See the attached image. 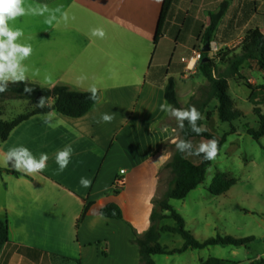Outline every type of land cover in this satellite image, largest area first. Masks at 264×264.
Returning a JSON list of instances; mask_svg holds the SVG:
<instances>
[{"label": "crops", "instance_id": "crops-1", "mask_svg": "<svg viewBox=\"0 0 264 264\" xmlns=\"http://www.w3.org/2000/svg\"><path fill=\"white\" fill-rule=\"evenodd\" d=\"M224 1L228 11L211 37L218 51L240 44L251 27L264 33V18H258L264 17V0H174L157 43L164 0H27L75 16L52 26L38 15L9 22L23 30L19 42L33 48L24 62L30 69L28 83L81 93L95 85L100 97L81 118L53 112L55 126H50L45 115L35 116L0 142V168L10 171L0 173V219H7L10 231L0 264H141L132 240L151 226L163 170L172 157L162 146L179 139L177 121L159 106L171 78L183 108L195 95L202 82L193 86L190 78L198 75L197 68L189 71L182 59L205 47L211 16ZM94 27H103L106 37H90ZM81 75L87 76L82 83L77 80ZM102 113L113 114V121L97 123ZM68 145L71 159L60 172L55 156ZM18 146L37 158L46 153L45 170L27 175L11 163L6 166L3 154ZM82 177L90 187L80 184ZM118 179L124 184L116 195ZM110 203L121 208L122 220L91 214L90 209L100 213Z\"/></svg>", "mask_w": 264, "mask_h": 264}, {"label": "trees", "instance_id": "trees-1", "mask_svg": "<svg viewBox=\"0 0 264 264\" xmlns=\"http://www.w3.org/2000/svg\"><path fill=\"white\" fill-rule=\"evenodd\" d=\"M174 0H164L162 11L160 14L155 43L163 35L167 17L169 15L172 3ZM229 8V2L224 1L221 4L217 14L211 16L212 24L208 29L206 42H211L212 35L216 32L219 22L225 16ZM207 60V61H204ZM224 65L225 68H221ZM256 70L263 75L264 80V33L259 27H251L244 34L241 43L233 49H222L217 56H211V52H202V61L197 67L198 73L207 81L208 85L199 89L200 96H193L188 105L184 108L195 106L201 113L202 119L198 121L201 126L214 124L212 112L209 111V106L213 100L217 101L216 108L219 120L222 123H227L231 126V131L228 134L218 137L211 131L207 130L200 135L192 132L185 122L184 130L180 129L181 139L194 140L215 138L219 141V154L223 145L227 142L230 135L236 134V128L233 124L244 117L243 113L238 109L236 103L230 96L231 80L242 83L251 91L249 102L253 104V113L257 117V128H252L250 125H244L246 133L256 142H259L264 137V112L258 107L257 100L259 94L257 88L248 83L245 70ZM28 86L33 89L29 94L24 91L25 83L10 84L9 90L5 93H0V111L1 103L5 99H21L27 100L33 107V110L18 116L12 121H4L0 119V142H5L12 131L22 123L28 121L32 117L45 115L46 113L57 112L64 117L77 119L86 115L98 101L89 99L90 92H74L67 86L57 85L53 88L40 87L35 84L28 83ZM49 98L53 101V108H37L40 97ZM98 97H100L98 93ZM165 100L175 108L184 109L179 102V97L176 89L175 79H169L164 92ZM99 100V99H98ZM174 147H176L174 145ZM217 157V158H218ZM213 161H205L203 156H186L180 153L177 149L173 152L171 159L165 165L174 175L166 192L155 201L154 208L151 214V226L143 234H134L132 242L139 248L141 264H155L152 257L157 255L171 256L174 254H182L188 250H202L210 246L221 247H248L256 238H234L229 235H216L204 241H198L194 235L186 229V221L170 204L171 200H184L188 195L196 190L206 179V169L212 165ZM10 171L0 168V173ZM15 176H20L19 173L13 172ZM237 184V180L230 178L226 173H217L210 184L208 191L214 196H222ZM121 190L115 189L117 195ZM91 204L86 205L82 216L77 221V227L83 222L89 213ZM107 219L122 220L123 212L121 208L110 203L100 209ZM173 220L176 225L174 227L161 225L163 221ZM164 233H173L180 235L184 244L179 249L170 250L168 247L161 245V237ZM10 242V231L7 219H0V253L5 245ZM104 255H106L104 253ZM199 264H239L233 261H226L217 258H209ZM250 264H264V259H258Z\"/></svg>", "mask_w": 264, "mask_h": 264}, {"label": "rangeland", "instance_id": "rangeland-1", "mask_svg": "<svg viewBox=\"0 0 264 264\" xmlns=\"http://www.w3.org/2000/svg\"><path fill=\"white\" fill-rule=\"evenodd\" d=\"M263 15L258 18L262 19ZM244 35V34H243ZM242 35V36H243ZM239 44L235 42L233 49ZM211 52V51H210ZM211 52V56H217ZM220 67L225 68L220 64ZM248 83L257 88L259 99L256 101L258 107L264 112V80L263 75L254 70L247 75ZM194 86L202 82L194 96H200L199 89L207 86V81L198 73L196 77L190 78ZM230 96L243 113L244 117L236 121L233 126L236 134L230 135L223 145L220 156L210 166L213 172L206 174V179L195 191L184 200H171L173 208L183 216L186 221V229L191 231L198 241H204L216 235H229L234 238L254 237L256 241L248 247H221L210 246L202 250H188L182 254L171 256L157 255L153 259L155 264H199L209 258H217L226 261H233L239 264H250L258 259H264V137L256 142L244 130L248 124L257 128V117L253 113V104L249 102L251 91L242 83L231 80ZM184 99H181L183 103ZM217 101L213 100L209 106L212 112L214 124H207L205 127L219 138L231 131V126L222 123L217 115ZM33 110L27 100L5 99L1 103L0 119L12 121L20 115ZM177 135L181 139L180 129L176 126ZM205 139L194 140L193 145L198 146ZM175 144L165 143L163 150L173 152ZM162 174L158 199L166 192L174 175L164 167ZM217 173H226L230 178L236 179L237 184L228 193L222 196H214L209 193L208 188ZM212 176L210 182L207 177ZM156 199V200H158ZM167 225L175 226L173 220H166ZM161 245L167 246L170 250L182 247L183 239L180 235L164 233L160 241Z\"/></svg>", "mask_w": 264, "mask_h": 264}, {"label": "clouds", "instance_id": "clouds-1", "mask_svg": "<svg viewBox=\"0 0 264 264\" xmlns=\"http://www.w3.org/2000/svg\"><path fill=\"white\" fill-rule=\"evenodd\" d=\"M161 2V0H157ZM59 13V16L57 15ZM25 15H38L45 17L44 23L52 26L54 23L59 24L63 21L65 24L68 21L74 20L75 16L69 15L67 11H62L61 7L50 9L48 5H31L27 4V0H0V93H5L9 90L10 84L25 83L24 91L31 93L33 89L28 86L30 71L29 66L24 62L33 54V48L30 43L19 42L24 37V32L21 28H15L10 26V21H15L19 17ZM90 37H96L104 39L106 32L103 27H94L90 29ZM210 48L213 52L218 51L215 47V42H210ZM198 59V57H197ZM195 61L188 64L189 68L193 67ZM38 71V70H37ZM87 79L86 75H81L77 78L79 82H83ZM90 92L89 99L98 101V88L95 85L90 86L87 89ZM37 108H53V102L44 96L40 97L38 103L35 105ZM160 111L166 113L168 116L175 118L178 127L181 130L185 128V122L192 132L200 135L207 131V129L198 124V121L202 119L200 111L195 107L189 108H175L167 101L160 104ZM53 112L45 114V123L50 126L52 124ZM114 119L113 114L102 113L97 123H111ZM173 143L176 149L185 154L186 156H203L205 161H215L219 154V141L215 138L202 141L198 146L192 144L189 140L178 139ZM71 145L66 146L64 149L59 150L56 153L55 161L59 166V171L63 172L67 168L71 155ZM49 157L46 153H41L39 158L33 155V153L24 146L12 147L6 153L3 154V163L8 166L11 163L12 167L17 172H22L27 175H36L43 172L47 167V161ZM123 171V170H121ZM206 172L211 173L213 169L211 167L206 169ZM212 176H208L207 180L210 182ZM80 184L88 188L91 186V181L87 178H81ZM91 214L97 215L100 219H105L102 212L97 213L95 209H90Z\"/></svg>", "mask_w": 264, "mask_h": 264}, {"label": "built area", "instance_id": "built-area-1", "mask_svg": "<svg viewBox=\"0 0 264 264\" xmlns=\"http://www.w3.org/2000/svg\"><path fill=\"white\" fill-rule=\"evenodd\" d=\"M215 47H216V46H215ZM216 48H217V47H216ZM211 52H213V51L211 50ZM216 52H217V51H215L214 53H216ZM197 57H198V59H197ZM182 61H183L184 63L187 64V68H188L189 71L194 70V68H197L198 65H199V63L202 61V50H195V51H193V54H192V56H191L190 58H184V59H182ZM192 61H195V63L193 64V67H192V68H189V67H188V64H189L190 62H192ZM123 184H124L123 179H122V180L118 179V180L116 181V184H115L114 188H115V189H118V188H120V186H122Z\"/></svg>", "mask_w": 264, "mask_h": 264}, {"label": "water", "instance_id": "water-1", "mask_svg": "<svg viewBox=\"0 0 264 264\" xmlns=\"http://www.w3.org/2000/svg\"><path fill=\"white\" fill-rule=\"evenodd\" d=\"M211 51L210 44H206L205 47L202 49L203 53H209ZM207 61V60H204Z\"/></svg>", "mask_w": 264, "mask_h": 264}]
</instances>
